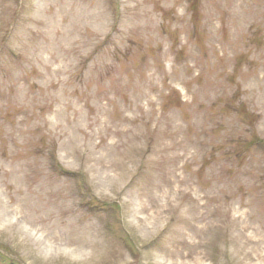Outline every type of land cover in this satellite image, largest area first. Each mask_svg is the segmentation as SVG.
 <instances>
[{
    "label": "rangeland",
    "instance_id": "1",
    "mask_svg": "<svg viewBox=\"0 0 264 264\" xmlns=\"http://www.w3.org/2000/svg\"><path fill=\"white\" fill-rule=\"evenodd\" d=\"M262 144L264 0H0V264H264Z\"/></svg>",
    "mask_w": 264,
    "mask_h": 264
},
{
    "label": "trees",
    "instance_id": "2",
    "mask_svg": "<svg viewBox=\"0 0 264 264\" xmlns=\"http://www.w3.org/2000/svg\"><path fill=\"white\" fill-rule=\"evenodd\" d=\"M262 142H260V144H261ZM261 146H264L263 144L261 145Z\"/></svg>",
    "mask_w": 264,
    "mask_h": 264
}]
</instances>
